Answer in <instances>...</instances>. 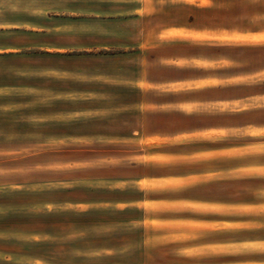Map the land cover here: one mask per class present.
<instances>
[{
    "label": "rangeland",
    "instance_id": "1",
    "mask_svg": "<svg viewBox=\"0 0 264 264\" xmlns=\"http://www.w3.org/2000/svg\"><path fill=\"white\" fill-rule=\"evenodd\" d=\"M115 7L120 6L99 0H0V264H139L146 254L151 264H264V146L242 155L241 170L227 171L223 186L192 190L212 200L223 198V204L144 205L149 212L173 211L181 217L165 225L145 223L168 231L166 236L114 235L106 243L132 246L93 252L88 249H96L102 233L116 227L95 226L85 234L77 224L82 220L69 224L73 213L86 207L69 202L90 197L86 190L98 184L88 180L89 174L111 175L89 172L90 167H118L106 171L129 175L138 158L128 149L143 148L139 141L120 143L116 153L107 147L109 141L72 137L105 129L98 122L73 123L91 115L103 122V111H73L86 109L90 95L83 91L99 90L98 74L117 62L106 57L122 47L109 43L134 31L117 22L127 14H116ZM201 214L206 220L199 222Z\"/></svg>",
    "mask_w": 264,
    "mask_h": 264
},
{
    "label": "crops",
    "instance_id": "2",
    "mask_svg": "<svg viewBox=\"0 0 264 264\" xmlns=\"http://www.w3.org/2000/svg\"><path fill=\"white\" fill-rule=\"evenodd\" d=\"M113 2L120 6L113 9L116 14H127L117 22L134 31L109 43L122 47L106 57L107 62H117L107 63L104 73L98 74L99 90L83 91L90 95L86 109L73 111H103V122L91 115L73 123L98 122L105 129L72 137L109 141L107 147L113 146L116 153L120 143L139 141L143 148L128 149L138 158L129 175L106 171L121 170L118 167H90L89 172L111 175L89 174L88 180L98 181L86 190L90 197L69 202L86 206L69 221L74 225L82 220L77 223L84 228L80 232L90 234L93 227L105 224L116 227L102 233L96 249H88L103 253L132 246L109 245L110 236L128 238L134 232L140 237L166 236L168 231L145 223L165 225L181 218L173 211L149 212L146 204H223V198L212 200L207 193L197 196L192 190L205 192L219 182L223 186L227 171L241 170L242 155L251 156L252 149L264 146V0H99ZM92 102L99 106L91 107ZM158 185L162 187H154ZM94 194L98 196L92 198ZM199 216L197 221L206 220ZM146 247L143 251H148ZM139 264H151V256L143 255Z\"/></svg>",
    "mask_w": 264,
    "mask_h": 264
},
{
    "label": "snow or ice",
    "instance_id": "3",
    "mask_svg": "<svg viewBox=\"0 0 264 264\" xmlns=\"http://www.w3.org/2000/svg\"><path fill=\"white\" fill-rule=\"evenodd\" d=\"M202 2L207 3V0H202ZM165 183H170V182L166 181ZM154 187H156L157 189H159L160 187H162V185H158V186H154Z\"/></svg>",
    "mask_w": 264,
    "mask_h": 264
}]
</instances>
